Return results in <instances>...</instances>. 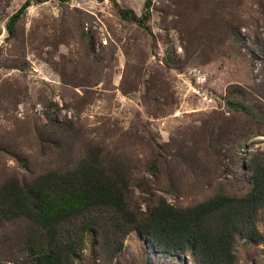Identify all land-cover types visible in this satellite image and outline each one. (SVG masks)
I'll return each instance as SVG.
<instances>
[{
  "label": "rangeland",
  "instance_id": "obj_1",
  "mask_svg": "<svg viewBox=\"0 0 264 264\" xmlns=\"http://www.w3.org/2000/svg\"><path fill=\"white\" fill-rule=\"evenodd\" d=\"M95 149L129 176L137 211L249 191L248 163L264 159V0H0V184ZM15 226H0V264L27 258ZM257 228L233 264H264V213ZM90 244L74 264H199L137 230L117 254Z\"/></svg>",
  "mask_w": 264,
  "mask_h": 264
},
{
  "label": "trees",
  "instance_id": "obj_2",
  "mask_svg": "<svg viewBox=\"0 0 264 264\" xmlns=\"http://www.w3.org/2000/svg\"><path fill=\"white\" fill-rule=\"evenodd\" d=\"M30 5L26 1L9 18V36ZM119 12L141 24L148 17L124 8ZM227 102L254 112L239 101ZM248 164L251 187L245 194H216L185 207L160 197L137 211L129 176L95 149L71 167L0 184V226L16 225L17 245L28 253L21 264H74L87 242L95 254L98 246L117 254L134 230L161 252L189 253L199 264H233L239 239L258 236L264 213V159L254 156Z\"/></svg>",
  "mask_w": 264,
  "mask_h": 264
}]
</instances>
